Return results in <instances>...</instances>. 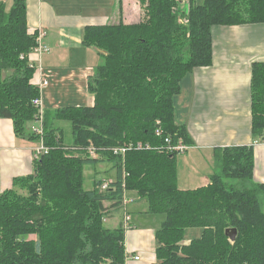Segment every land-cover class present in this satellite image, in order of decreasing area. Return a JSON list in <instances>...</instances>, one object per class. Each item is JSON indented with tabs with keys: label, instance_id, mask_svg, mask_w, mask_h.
I'll return each mask as SVG.
<instances>
[{
	"label": "trees",
	"instance_id": "1",
	"mask_svg": "<svg viewBox=\"0 0 264 264\" xmlns=\"http://www.w3.org/2000/svg\"><path fill=\"white\" fill-rule=\"evenodd\" d=\"M135 1L140 20L84 29L83 46L105 53L87 78L94 104L43 110L48 153L0 194V264H125L124 225L104 223L107 212L122 209L124 191L164 215L153 264H264V183L253 177L254 145L215 149L209 183L185 190L177 184L179 153L166 149L193 144L175 122L173 100L188 74L212 65V30L264 24V0ZM35 45L25 0L0 4V118L37 145L39 136L26 131L39 115L28 62ZM250 102L252 140L264 143V62L252 64ZM60 123L70 127L69 142ZM137 142L143 149L127 152L123 165L109 151ZM103 161L116 179L105 190L101 180L84 190L85 166ZM187 229L201 234L183 244ZM227 230L236 231L234 241Z\"/></svg>",
	"mask_w": 264,
	"mask_h": 264
},
{
	"label": "crops",
	"instance_id": "2",
	"mask_svg": "<svg viewBox=\"0 0 264 264\" xmlns=\"http://www.w3.org/2000/svg\"><path fill=\"white\" fill-rule=\"evenodd\" d=\"M0 4L9 8L12 0H0ZM25 5L29 34L43 33L42 41L49 48L40 62H34L40 64L48 80L40 90L42 109L93 106L87 78L105 53L84 47L83 31L88 26L127 22L138 15L140 5L135 0H25ZM29 58L37 60L34 55ZM262 62L264 24L212 30V65L188 74L173 100L175 122L186 127L193 142L177 156L180 189L206 186L213 170L214 150L234 146L254 145L253 177L264 183V143L252 140L250 109L251 67ZM40 78L35 70L31 83L38 86ZM35 146L15 136L12 120L0 118V194L12 188L14 179L32 175ZM114 173L116 179V170ZM128 197L139 199L132 193ZM121 210L107 212L104 223L111 224L110 228L124 225ZM124 246L127 253L140 257L139 264L155 262L154 234L138 232L131 218Z\"/></svg>",
	"mask_w": 264,
	"mask_h": 264
},
{
	"label": "rangeland",
	"instance_id": "3",
	"mask_svg": "<svg viewBox=\"0 0 264 264\" xmlns=\"http://www.w3.org/2000/svg\"><path fill=\"white\" fill-rule=\"evenodd\" d=\"M197 4H202V0H196ZM142 9V7H138ZM142 15V11L138 12L137 16H133L132 19L128 20L127 22H134L140 20ZM61 128L65 133V137L67 141H70V127L67 123H60ZM38 128V124L34 121L28 122L26 125V131L30 133L33 129ZM179 154L178 156H180ZM115 170L113 169V164L109 161L97 162L94 165H86L83 171L84 176V183L83 188L84 190H90L93 187V182L102 180V181H113L115 180ZM130 194V193H129ZM134 195V193H133ZM128 196V192H127ZM136 196V194H135ZM128 207V214L131 218V224L135 225L138 232H142V234H151L153 235L154 232L159 229L161 222L164 219L163 214H150L147 212V204L146 201L143 199H136L132 200L129 203ZM131 208V209H130ZM122 214L124 212L121 210ZM107 227L110 228L109 225L105 224ZM201 230L200 229H187L185 230L184 237L182 239L183 244H188L191 240L196 239L200 236ZM154 246H156L154 241Z\"/></svg>",
	"mask_w": 264,
	"mask_h": 264
},
{
	"label": "built area",
	"instance_id": "4",
	"mask_svg": "<svg viewBox=\"0 0 264 264\" xmlns=\"http://www.w3.org/2000/svg\"><path fill=\"white\" fill-rule=\"evenodd\" d=\"M185 1L186 0H180V2H182V3ZM42 38H43V33H41V32L35 35L36 45L30 52V55L36 56L37 60L33 61V60H30V58L28 57V62H29L30 68H32L34 72H35V70L38 71L40 73V76H41L39 85L37 86L39 89V92L43 87L48 85V80H47V77L44 73L43 68L40 66V64L39 65L34 64V62H40V58L43 55H46L47 53H49V48L43 43ZM32 104L39 109L38 118L36 119V121H34L38 124V128L32 130V132L34 134H36L37 136H39V138H40V140L38 141V144L33 149V160H38V159H40V157H42L43 155H46L48 153L49 148L46 147L43 143V128H42V112H43V109L41 107L40 95H39V98L33 100ZM142 149H143V145L141 143L137 142V143H126V144L111 148L109 151L111 152L112 155L120 157L122 160V165H123L124 157H125L127 152L132 151V150H142ZM145 149L148 150L149 146H145ZM166 149H167V151H170V152L175 151V152H178L179 154H182L187 150V147L182 145V144H177L176 146H171L169 144ZM87 151H88L89 156L92 158H96L98 156V151L94 147L87 148ZM106 186H107L106 184L103 185L102 190H105ZM131 202H132V199H130L127 196V192L124 191L123 192V200H122V209H124L123 210L124 211L123 224H124L125 231L128 229L129 220H130V217H129V214L127 213L126 207ZM139 263H140V257L139 256H135L134 254L132 255V254H129L126 252L125 264H139Z\"/></svg>",
	"mask_w": 264,
	"mask_h": 264
},
{
	"label": "water",
	"instance_id": "5",
	"mask_svg": "<svg viewBox=\"0 0 264 264\" xmlns=\"http://www.w3.org/2000/svg\"><path fill=\"white\" fill-rule=\"evenodd\" d=\"M226 236L229 238L230 241H234L236 237V231L235 230H227L225 232Z\"/></svg>",
	"mask_w": 264,
	"mask_h": 264
}]
</instances>
